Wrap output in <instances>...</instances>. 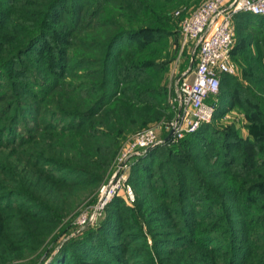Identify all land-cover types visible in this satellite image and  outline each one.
<instances>
[{"label": "trees", "instance_id": "trees-1", "mask_svg": "<svg viewBox=\"0 0 264 264\" xmlns=\"http://www.w3.org/2000/svg\"><path fill=\"white\" fill-rule=\"evenodd\" d=\"M177 1L0 0V264H155L151 248L161 264H264V74L250 49L264 37H243L254 16L244 13L231 58L248 65L247 85L224 75L228 95L209 124L133 158L127 182L145 192L134 206L115 197L97 226L49 252L146 124L136 106L161 91L150 83L162 70L150 73L152 44L174 32ZM227 108L244 113L247 137L234 125L210 132ZM194 148L199 163L171 168ZM121 211L131 225L116 227Z\"/></svg>", "mask_w": 264, "mask_h": 264}, {"label": "built area", "instance_id": "built-area-1", "mask_svg": "<svg viewBox=\"0 0 264 264\" xmlns=\"http://www.w3.org/2000/svg\"><path fill=\"white\" fill-rule=\"evenodd\" d=\"M239 13L264 17V0H206L190 10H179L173 16L179 21L181 47L189 48L191 68L178 78L174 102L178 104L176 117L165 124L166 132H172L170 143L195 133L202 124H209L215 106L207 99L216 96L224 75L233 76L231 62L234 45L233 23ZM166 139V138H165ZM164 139V142H165ZM155 129L143 130L132 136L117 155L116 171L99 189L94 211L78 220L81 228L97 221L101 211L124 191V200L133 201L128 185L129 160L159 145Z\"/></svg>", "mask_w": 264, "mask_h": 264}, {"label": "rangeland", "instance_id": "rangeland-1", "mask_svg": "<svg viewBox=\"0 0 264 264\" xmlns=\"http://www.w3.org/2000/svg\"><path fill=\"white\" fill-rule=\"evenodd\" d=\"M184 1H186V2L182 4V2H184ZM205 1L206 0H182V1L178 0L176 3L177 6H175L171 12V16H172L173 20H175V22H176V28H175L174 32L170 33L169 36H167L163 40H157L156 42H154L152 44L153 50L157 51L158 54L154 53L151 55V57L153 58L151 60L154 63V65H153L152 71H150V73H152L153 71H156L155 69L160 68L161 66H162V70H160L157 74H155L156 77H154L152 79L153 82H150V83H152L156 87H159V89H161V91L159 93L154 94V95L148 96V99L138 101L136 109H137V111L144 112V114L147 115V119H144L146 124L143 126L142 129H139V131L138 130L134 131L133 133H130L125 137V139L121 142V144L119 146V150L117 152V155L119 154L121 149L124 147L125 143H127L128 140L132 136L140 133L143 130L155 129L159 140L163 141L160 144L164 143L165 135L166 134H167V136L169 135L170 132L169 133L166 132V129H164V127H165V124L170 123L171 121L174 120V118L176 117V114H177V110L179 108L178 104H176L177 102L175 103L173 100L174 97L176 96V89L178 87V81L177 80L183 73H185L187 70H189L191 68L190 51H189V48L187 46H186V48H183V49L181 47V42L179 39V22L173 16V13H175L176 11H179V10L193 9ZM235 20L233 23V33H234L233 34L234 35V45L233 46H235V44L237 43V35H236L237 21H235ZM243 37L244 38L254 37V35H253V33L247 32L246 30H244ZM260 42L258 44H256L255 46H252L250 49H252V53H251L252 55H256L258 53L259 55L262 56V57H260L261 65H262L261 69H262V73L264 74V40L261 39ZM151 43L152 42H150V45H151ZM141 53L145 54L146 52H141ZM231 62H232V66L235 69V73H234L233 77H235L244 86L247 85L246 81L243 79V76H242V70L245 67H248V65L245 64L244 59H240L239 57H237L236 60L235 59L233 60L231 58ZM258 71H260L259 68H258ZM4 80H5V77L2 76L0 78V81L3 82ZM223 91H228V90L221 85V88L218 91L217 95L211 96L207 99L208 103L213 104L215 106V111L218 108L220 100H222L225 97L227 98L228 92L226 94H224ZM243 96H244V93L242 96H238V97L241 99ZM141 101L145 102L146 105L140 104ZM152 118H154V120H152ZM216 118L217 119L215 122H213V126L211 127L212 129L210 130V132L219 131V130L224 129L225 127L234 125L236 127L238 133H239V136H241L243 138L248 136V131L245 127L246 117L241 110L227 108L224 110V112L222 110L218 115H216ZM21 120H22V122L27 123L29 121V118L28 117H22ZM130 124H133V123L130 122ZM13 135H14L13 132L10 131V133L8 134V137H13ZM20 136H21V132L18 133V138ZM185 137H187V136H185ZM205 139L206 140L211 139L210 133H209V135L206 134ZM199 145L201 147H203V142H201ZM152 149L145 151L144 153H142V155L146 154L147 152H149ZM263 149H264V144L262 143L260 145L259 151H261ZM195 150H196V153L195 152L190 153V151L188 149L187 150L183 149L182 153H181L182 157L176 156V158L179 160V162L181 160L182 161L179 164H176L175 161L172 160L171 161V168L179 169L180 167H182V165L187 164V166H189L193 162L199 163L201 152H199V150H197V149H195ZM197 154H199V155H197ZM117 155H116V157H117ZM133 158H131L129 160V163H130L129 173H128L129 176L131 173L132 164H134V162H132ZM162 159L165 160V157H163ZM187 160H188V162H187ZM114 162H115V160H114ZM166 163H167V160L164 164H166ZM116 169L117 168L113 163V170L109 174L108 178L99 185V188L97 189V193L90 195L87 199H85L83 201V203L78 205L79 207L76 210L75 218L73 219L72 223L70 224L71 226L67 230H65V232L59 238H57L56 243L54 244V246L49 251L52 256L57 253L58 249L61 247V245L65 241H67L69 238L73 237L74 235H76L77 233H79L82 230L78 226V223H77L78 220L81 219V217H83L85 215L89 216L94 211L96 203H97V199H98V195H99L98 193H99L100 187L103 184H106L110 180L111 176L116 171ZM171 183L172 182L169 180L167 185L170 186ZM128 185L130 186V189L132 190L133 201L132 202H126V200H124V201H125L126 207L132 208V206H134V204H135L134 202L137 199H139L140 196L142 194H144L145 192H142V190H139V188H135V187L132 188L129 183H128ZM123 196H124V191L120 190L118 197L123 198ZM115 197H117V196H115ZM115 197H113L111 199L110 203H108L107 206L103 209V211H101L100 216L97 218V221L94 222V223H96L95 224L96 226L102 220L105 219L106 208L109 207V205H111L112 203H114L113 200ZM112 213L114 214V218H113L114 220L113 221H114V224L116 225V227H119V226L121 227V225H120L121 220L124 221V227L131 225V223L133 222L132 219H130L129 214L123 213L122 211L119 213H117V212H112ZM126 217H129V219ZM166 223H170V222L166 221ZM61 228H63V227H61V226L57 227L54 233L60 231ZM118 229H120V228H117V232H116L117 235L116 236H118L119 233L121 232V229L119 231H118ZM166 230H168V229H166ZM171 231H173V230L171 229ZM174 233H175V231H174ZM181 235H182V233H181ZM165 239H175V236H170V237H167ZM46 240L49 241L50 236H48L46 238ZM143 242L148 243V245L151 246L150 245L151 240H149V238L147 240H143ZM45 244H46V242H45ZM136 245H140V241L136 242L134 245H132V248L130 247V249H133V247H135ZM31 251H32V249H31ZM149 253L152 254L151 256L154 258L155 264H161L160 258L154 253V250L152 248L149 250ZM159 253L165 254V252H159ZM31 257L32 256H29V259ZM145 257H146L145 255H142V256H140V258H138L137 260H134V261L141 262L145 259ZM206 257L208 258V257H212V256L206 255ZM39 261H40V259L37 262H39ZM126 261L127 260L125 259V262ZM47 262H49V261L47 259H45L44 264H46Z\"/></svg>", "mask_w": 264, "mask_h": 264}, {"label": "crops", "instance_id": "crops-1", "mask_svg": "<svg viewBox=\"0 0 264 264\" xmlns=\"http://www.w3.org/2000/svg\"><path fill=\"white\" fill-rule=\"evenodd\" d=\"M245 18H246V16H245ZM245 22L247 23V29H246L247 32H255V33H257V32L260 33L261 32L260 33L261 36L264 37V17L253 16L248 21L247 20H245V21L243 20V23H245ZM252 46H255V44H252ZM251 52H252V49H251Z\"/></svg>", "mask_w": 264, "mask_h": 264}, {"label": "water", "instance_id": "water-1", "mask_svg": "<svg viewBox=\"0 0 264 264\" xmlns=\"http://www.w3.org/2000/svg\"><path fill=\"white\" fill-rule=\"evenodd\" d=\"M171 134H172V132L169 133V135L166 137L165 141L169 140V138L171 137Z\"/></svg>", "mask_w": 264, "mask_h": 264}]
</instances>
